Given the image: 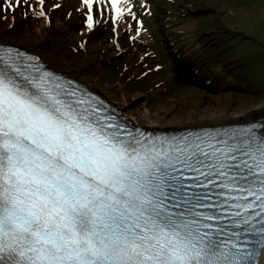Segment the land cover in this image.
Wrapping results in <instances>:
<instances>
[{"label":"snow or ice","instance_id":"6c2138e0","mask_svg":"<svg viewBox=\"0 0 264 264\" xmlns=\"http://www.w3.org/2000/svg\"><path fill=\"white\" fill-rule=\"evenodd\" d=\"M23 2L0 0V11ZM82 2L91 28L92 0ZM225 220L240 231L211 223ZM257 257L264 264V135L138 136L0 44V264Z\"/></svg>","mask_w":264,"mask_h":264},{"label":"rangeland","instance_id":"374dc122","mask_svg":"<svg viewBox=\"0 0 264 264\" xmlns=\"http://www.w3.org/2000/svg\"><path fill=\"white\" fill-rule=\"evenodd\" d=\"M106 1L107 13L104 10L101 19L97 15L101 1L92 0L98 8L90 14L101 23L86 33L89 39L82 47L75 42L85 35L76 31L84 32L88 22L82 0H45L43 16L38 15L42 10L38 0H24L15 11L5 5L0 11V38L42 60L50 59L54 64L50 66L87 80L92 90L124 101L138 115L158 113L171 119L223 108L239 113L264 100V0H136L139 9L143 4L151 14L144 17L148 30L139 38L144 41L133 40V45L125 32L132 29L125 21L120 50L108 38L115 9L111 0ZM18 40L31 47L17 46ZM145 47L152 53L142 59ZM191 48L198 53L187 58ZM143 72L145 76H140Z\"/></svg>","mask_w":264,"mask_h":264},{"label":"bare ground","instance_id":"6f19581e","mask_svg":"<svg viewBox=\"0 0 264 264\" xmlns=\"http://www.w3.org/2000/svg\"><path fill=\"white\" fill-rule=\"evenodd\" d=\"M2 41H3L2 38H0V44L13 47V49L19 48L16 46H11V45L4 43ZM14 44H16L17 46H27L29 48L31 47L24 40L23 41L22 40L15 41ZM194 45L198 46L196 43ZM18 50H20V49H18ZM191 53H193V54H191ZM196 53H198V52L191 48L187 53V58L191 57L193 55L195 56ZM44 60L49 65L53 64L50 59H47L44 57ZM201 61H203V60H201ZM57 68H59L57 70H61L64 73L67 72L63 68H60V67H57ZM228 74H229V72H228ZM82 82L84 84L87 83L86 85L88 88L94 89L91 86V84H88L87 80L82 81ZM88 85H90L92 88L89 87ZM204 86H205V88H208L206 85H204ZM104 95H103V98L105 99V101H107L105 103V107L109 111H112V113H114V114L118 113L119 114L120 117L118 118V120H122L121 124L126 125L125 127H127L126 123L130 122L132 127L137 126L142 132L149 134V135L156 136L158 138H173L175 136L193 137L192 134L195 131L204 132L207 129H214V128H217V129H219L218 131H221L224 133V131H226V129L233 128V126H239L240 130L251 128L253 131H255L257 133V135H264V100L261 101L258 105H254L252 108H249V109L242 111V112H239V113H233V112L231 113L228 108H223L219 111L207 113L206 115H203V116L196 115V116L190 117L188 115H185V116L179 117V118L173 117L171 119H166L158 113H156L155 115H152V116L143 115V114L138 115V114L134 113L130 108H128L124 101L123 102L122 101L116 102L110 95H106V94H104ZM248 123H250V124H248ZM259 261H260V258L257 257L254 264H260Z\"/></svg>","mask_w":264,"mask_h":264},{"label":"trees","instance_id":"16d2710c","mask_svg":"<svg viewBox=\"0 0 264 264\" xmlns=\"http://www.w3.org/2000/svg\"><path fill=\"white\" fill-rule=\"evenodd\" d=\"M60 25H63V23H60ZM76 33H77V31H76ZM82 34H85L84 36H86V33L85 32H82ZM68 37V36H67ZM108 38H109V40L111 41V43L113 44V46L115 45L116 47H117V45H118V40L117 41H114V39H112V38H110L109 36H108ZM139 40L140 39H137V41L139 42ZM136 41V40H135ZM196 43V42H195ZM96 46V45H95ZM115 47V48H116Z\"/></svg>","mask_w":264,"mask_h":264},{"label":"water","instance_id":"95a60500","mask_svg":"<svg viewBox=\"0 0 264 264\" xmlns=\"http://www.w3.org/2000/svg\"><path fill=\"white\" fill-rule=\"evenodd\" d=\"M260 262V261H259Z\"/></svg>","mask_w":264,"mask_h":264}]
</instances>
